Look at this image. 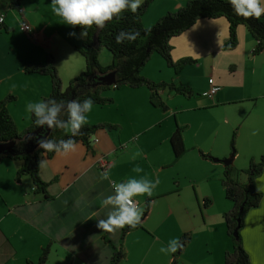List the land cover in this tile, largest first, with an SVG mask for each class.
I'll return each mask as SVG.
<instances>
[{"label":"crops","instance_id":"crops-1","mask_svg":"<svg viewBox=\"0 0 264 264\" xmlns=\"http://www.w3.org/2000/svg\"><path fill=\"white\" fill-rule=\"evenodd\" d=\"M186 1L153 0L141 17L143 26H151ZM51 9V0H18L0 8L4 15L0 99L13 96L7 110L19 131L30 124L26 104L42 100L51 89L50 77L26 73V64L42 63L51 54L62 84L85 68L83 56L75 50L85 36L65 25ZM21 21L28 23L27 31L20 29ZM227 37L225 18H202L169 40L173 61L191 58L192 62L175 71L160 55L162 60L151 56L141 70L144 76L193 92L184 96L167 87L158 90L165 110L150 103V91L144 86L106 91L112 103L93 104L87 124L104 122L116 127L95 131L89 148L76 142L75 151L68 154L40 155L45 193L34 192L28 175L15 180L18 160H2L0 172L6 173L0 179V264H36L45 247L44 264H108L122 228L107 232L97 227V220L106 218L109 211L102 201L112 194L113 181L133 177L159 179V184L151 196L134 197L141 211L140 227L125 234L121 264H170L173 253H162L160 248L179 240L184 232L191 239L179 252L177 264H223L225 252L232 248L223 220L231 207L221 184L224 164L201 157L199 151L220 160L231 158L230 164L237 169L264 152V48L251 53L256 42L243 25L236 28L233 48L223 47ZM105 51L103 47L99 51L106 60L100 62L103 66L112 59ZM209 85L219 90L211 98L203 97ZM129 115L134 119L126 129L122 121ZM176 126L181 128L186 152L174 161L169 138ZM232 135L235 153L231 156ZM101 157L108 162L105 170L98 166ZM136 167L141 171H133ZM104 172L109 179H102ZM255 184L261 200L243 217L240 237L249 263L263 264L264 165ZM205 199L210 200L208 205Z\"/></svg>","mask_w":264,"mask_h":264},{"label":"trees","instance_id":"trees-1","mask_svg":"<svg viewBox=\"0 0 264 264\" xmlns=\"http://www.w3.org/2000/svg\"><path fill=\"white\" fill-rule=\"evenodd\" d=\"M17 1H13V4H17ZM152 1L144 0L135 13L125 10L119 18L114 17L111 21L106 22L103 28H97L95 25L87 28V35L84 40L75 46V50L85 60V68L81 73L71 78L65 88L62 86L51 54H47L42 63L26 64L23 67L26 73L45 74L50 77V92L42 100L53 98L57 101L66 102L91 98L93 104L104 105L113 101L112 97L104 94L106 91L119 89L122 86L131 88L144 86L150 91V103L165 110L166 106L159 97L158 90L167 87L184 96H191L193 92L188 87L173 82H154L144 76L141 69L154 52L159 54L167 66L172 67L175 71L192 62L191 58L173 61L170 54L171 45L169 40L202 18H225L228 23V37L223 44L224 48H233L236 45V28L239 25H243L256 42L251 52L253 55L264 48V15L260 18L239 16L227 0H187L176 10L165 12L151 26L144 27L141 17ZM74 28L79 31L83 30L79 25ZM121 30L136 32L138 35L132 42L118 44L115 41V36ZM102 47L106 48L112 55L111 63L106 66L101 65L99 62V51ZM110 71L115 72V80L111 85L103 84L97 79ZM12 99V95L0 99V144L13 143L7 150L0 153V159L18 160L21 164L16 170L15 180L19 181L23 175H28L36 193H45L46 188V183L39 176L40 155L45 154L50 157L55 153L46 152L40 149L38 145L35 146L39 139L60 140L72 138L75 143L81 142L89 148L91 137L95 131L102 128L112 129L116 127L111 123L104 122L86 124L80 129L78 135L71 136V133L65 129L53 128L46 130L45 127L36 126L34 117L30 115L28 127L19 131L7 110V103ZM61 118L66 119V116ZM45 133L46 136H44ZM169 143L173 150L174 161H176L186 152L181 138V128L178 126L171 134ZM199 153L203 158L221 161L202 151H199ZM234 153V135H232L230 155L232 156ZM263 165L264 152L258 159H250L245 168L237 169L231 164L223 167L221 184L225 197L231 202V207L223 213V220L226 233L232 241L231 250L226 251L224 254L223 264H250L248 255L242 246L239 232L246 212L250 208L256 207L261 200L262 193L257 188L255 179L261 173ZM241 176L244 177V181L240 180ZM209 203V199L204 200V205ZM148 206L149 199L146 201V210L143 214L146 213ZM237 226V237H235L233 231ZM136 227H140V225L138 224ZM131 229L134 228L127 225L122 228L118 248L114 249L110 255L108 264H121L124 260L125 253L121 248L122 241L125 234ZM190 239V233L184 232L181 234L178 241L182 247L172 254L170 264H177L179 252ZM47 254L48 249L45 247L36 264H44L47 260Z\"/></svg>","mask_w":264,"mask_h":264},{"label":"clouds","instance_id":"clouds-1","mask_svg":"<svg viewBox=\"0 0 264 264\" xmlns=\"http://www.w3.org/2000/svg\"><path fill=\"white\" fill-rule=\"evenodd\" d=\"M143 0H51V11L63 20L65 25L81 26V36L87 35V28L95 25L103 28L106 22L114 17L119 18L125 10L135 13ZM235 13L243 17L260 18L264 15V0H227ZM75 35V33H70ZM138 33L132 31H119L115 36L116 43L132 42ZM91 98L84 100L57 101L47 100L29 101L25 110L34 117L38 127L48 129H65L71 136L79 134L80 129L88 123V113L92 111ZM66 116L65 118H61ZM38 147L46 152L68 154L75 151L76 143L72 138L51 140L39 139ZM135 172L141 169L136 167ZM102 179H109V174L104 172ZM159 184V179L149 180L146 177L129 178L127 181L112 182V194L108 195L102 204L109 208L104 219L97 220L100 230L114 232L126 225L135 228L141 219V211L134 203L137 196H151L153 189ZM182 245L178 240H171L167 247L162 246L160 252L175 253Z\"/></svg>","mask_w":264,"mask_h":264},{"label":"built area","instance_id":"built-area-1","mask_svg":"<svg viewBox=\"0 0 264 264\" xmlns=\"http://www.w3.org/2000/svg\"><path fill=\"white\" fill-rule=\"evenodd\" d=\"M17 9H18V12L19 13L22 11V8L20 6H18ZM3 19H4V15L1 14L0 15V23L3 22ZM19 27H20L21 30H24V31H27L29 29L28 23H26L24 21H21L20 22ZM218 90H219V86H217V85H209L208 89L205 90L204 92H202L201 95L203 97L211 98V97H213L217 93ZM98 166L101 168V170H105L108 167L107 160L104 157H101L98 160ZM111 185H112V183H111ZM133 200H134V203L137 206L138 205V200L135 199V198H133Z\"/></svg>","mask_w":264,"mask_h":264},{"label":"rangeland","instance_id":"rangeland-1","mask_svg":"<svg viewBox=\"0 0 264 264\" xmlns=\"http://www.w3.org/2000/svg\"><path fill=\"white\" fill-rule=\"evenodd\" d=\"M12 1H14V0H0V8H2L4 5H6V4H10ZM104 48V47H103ZM105 52H107L110 56H111V58H112V55H111V53L105 48ZM154 57H152V60L154 59V58H159L160 60H162V58L159 56V54H157V53H153L152 54ZM151 55V56H152ZM151 58V57H150ZM112 60V59H111ZM106 60H105V58L102 56V55H100L99 54V62H101V63H104ZM149 61V60H148ZM147 61V62H148ZM146 62V63H147ZM150 62H151V64H153V62L150 60ZM162 62V61H161ZM110 64V63H109ZM108 64V65H109ZM102 65V64H101ZM106 66V65H105ZM145 66V65H144ZM143 66V67H144ZM142 67V68H143ZM172 68V67H171ZM173 69V68H172ZM142 70V69H141ZM174 70V69H173ZM65 83V82H64ZM62 86H63V88H65L66 86H67V84L65 83V84H62ZM177 98H179V97H177ZM188 115H190V114H188ZM92 116V115H91ZM192 117H194V118H196L197 119V117H195V116H193V115H191ZM93 117V116H92ZM123 124L124 125H126L125 126V128L126 129H130V120L131 119H134V116H131V115H129V116H126V117H123ZM190 121H193V120H190ZM8 158H2V159H0V162L2 161V160H5L4 162H6V160H7ZM6 173V170H3L2 172H0V179H1V177L4 175ZM7 176H5V178H6ZM1 188H3V186L1 187ZM258 188V187H257ZM0 204H3V200H2V198L0 197ZM254 208V207H253ZM241 229V228H240ZM240 233V232H239ZM122 244H123V242H122Z\"/></svg>","mask_w":264,"mask_h":264},{"label":"water","instance_id":"water-1","mask_svg":"<svg viewBox=\"0 0 264 264\" xmlns=\"http://www.w3.org/2000/svg\"><path fill=\"white\" fill-rule=\"evenodd\" d=\"M97 79L100 82H102L103 84L111 85L114 82V80H115V72L114 71H110V72L106 73L105 75L99 76ZM45 129L48 130L47 127H45ZM46 133L44 134V136H46ZM12 145H13V143L0 144V153L4 152L5 150H7ZM37 145H38V143H36L35 146H37ZM214 160L216 161V159H214ZM221 162L224 165H229L231 163V158H224V159L221 160ZM238 222H239V220H238ZM237 230H238V226L233 231V235L235 237H237Z\"/></svg>","mask_w":264,"mask_h":264}]
</instances>
